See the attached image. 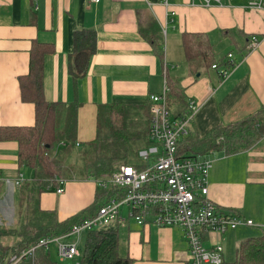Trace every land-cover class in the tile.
<instances>
[{
  "label": "crops",
  "instance_id": "1",
  "mask_svg": "<svg viewBox=\"0 0 264 264\" xmlns=\"http://www.w3.org/2000/svg\"><path fill=\"white\" fill-rule=\"evenodd\" d=\"M253 1L260 0H220L209 6L204 0H0V127L35 123V105L22 100L19 81L29 72L34 42L53 48L44 62L46 99L79 104L78 146L96 138L99 105L125 104L132 110L131 124H147L150 95L162 92L170 77L179 83L187 103H201L186 137L191 131L205 137L219 124L257 113L264 104V2L254 8ZM152 18L158 30L152 28ZM84 30L95 32L96 48L87 75L75 82L69 59L78 31ZM193 32L210 36L216 62H227V54L234 53L236 65L227 76L221 77L213 67L192 71L182 42L184 33ZM252 36L259 42L249 50ZM149 38L163 40L162 57ZM139 151L132 164L139 163ZM198 155L212 160L209 198L254 223L223 233L205 230L204 246L221 243V264H244L238 261L239 247L264 234V138L236 154L214 151L193 156ZM21 174L29 180L34 175L31 168L20 165L18 142L0 140V214L11 224L16 223L23 183L4 181ZM58 188L65 193H58ZM99 188L93 179L62 180L40 195L39 205L61 221L70 219L94 205ZM121 214L126 221L118 225L119 239L131 264H191L182 227L141 225L129 211L125 215L122 209Z\"/></svg>",
  "mask_w": 264,
  "mask_h": 264
},
{
  "label": "trees",
  "instance_id": "2",
  "mask_svg": "<svg viewBox=\"0 0 264 264\" xmlns=\"http://www.w3.org/2000/svg\"><path fill=\"white\" fill-rule=\"evenodd\" d=\"M150 24L154 30L159 29L154 18ZM149 40L153 42L156 53L162 57L163 40ZM182 45L186 61L193 72L199 68L212 67L215 63H226L216 62L215 45L206 33H184ZM95 48V32L78 31L75 50L69 59V72L75 82L87 75ZM52 50L49 44L34 42L29 72L19 78L22 100L35 105L34 125L0 127V140L17 141L20 165L31 168L34 173L31 180L25 178L18 193L16 223L10 228H0V237L13 235L19 238L12 245L4 244L0 264H9L12 255L24 250H28L29 255L19 264H61L52 259L48 247L38 245L39 241L67 234L75 223L93 217L120 191L116 188H99L98 199L93 206L76 217L62 221L55 212L40 208V195L62 180H98L109 176L123 164L136 163V146L148 144L150 109L146 116V120L149 119L147 124L135 126L131 124L130 107L110 103L98 106L96 138L77 146L79 104L52 102L45 96V55ZM167 84L168 107L173 116L181 117L187 111L188 103L176 79L170 77ZM263 138L264 104L257 113L242 120L219 124L205 137L191 131L188 137L180 141L179 155L193 156L214 151L236 154L251 148ZM68 150L74 152L71 160L63 153ZM1 189L0 182V192ZM237 255L240 263L264 264V234L243 242ZM80 258L79 264H131L128 252L120 243L118 224L88 231L85 250Z\"/></svg>",
  "mask_w": 264,
  "mask_h": 264
},
{
  "label": "built area",
  "instance_id": "3",
  "mask_svg": "<svg viewBox=\"0 0 264 264\" xmlns=\"http://www.w3.org/2000/svg\"><path fill=\"white\" fill-rule=\"evenodd\" d=\"M89 1L99 3L101 0ZM212 1L220 0H204V4L209 6ZM263 2L253 1L251 6L261 8ZM258 42V37L252 36L248 49L255 48ZM235 65V55L230 52L225 64L215 63L212 67L221 77H225ZM168 92L169 87L165 82L162 92L150 95L149 145L139 151V163L123 164L111 175L96 180L101 188L112 186L118 189V196L104 204L93 217L75 223L67 234L39 241L38 245L48 248L51 241H56L60 262L77 260L79 264L81 256L77 243L64 242L63 239L79 236L83 231L122 225L126 221L121 214L122 207H127L129 216L141 225L152 222L158 226L182 227L191 264L223 262L221 243L212 247L204 246L202 235L205 230L223 233L241 225L254 224L253 220L209 198L211 159L200 155H179V143L189 134L201 103L191 100L181 117H173L168 107ZM24 181L25 177L21 174L18 179H6L4 183L20 186ZM57 192L64 194L65 189L58 188ZM28 255V250L15 254L11 256L9 264H19Z\"/></svg>",
  "mask_w": 264,
  "mask_h": 264
},
{
  "label": "rangeland",
  "instance_id": "4",
  "mask_svg": "<svg viewBox=\"0 0 264 264\" xmlns=\"http://www.w3.org/2000/svg\"><path fill=\"white\" fill-rule=\"evenodd\" d=\"M79 141H83V140L79 138ZM87 141H89V139L84 141V142H87ZM142 148H145V145L136 146V148H135L137 150L136 152H138ZM72 152L73 151H69L68 150V151H65L63 153H65L67 155V158L71 160V159H73V156H74V152L73 153ZM71 164H73V163H68V165H71ZM67 169H68V172H69V168H67ZM93 180H95V179H93ZM10 198H11L10 196L7 197V199H10ZM12 208H13V206H12ZM122 209L124 211V214L128 215V209L126 207H124V208L122 207ZM4 216H6L4 213L0 214V227H4V228L13 227L14 224L10 223L11 220L9 221V219L7 217H4ZM8 223H10V225H8ZM87 235H88V231H83L79 236L78 235H73L68 240L67 239H63V241L64 242L68 241V242H71V243H77V246H78L81 254H83L84 250H85ZM18 239H19L18 237L13 236V235H5V236L0 237V244H10V245H12V244L16 243L17 241H19ZM49 249H50V252H51L52 259L56 260V261H59L58 260L59 259L58 258V245H57L56 241L53 240V241L50 242ZM60 263L61 264H77V260H66V261L60 262Z\"/></svg>",
  "mask_w": 264,
  "mask_h": 264
}]
</instances>
